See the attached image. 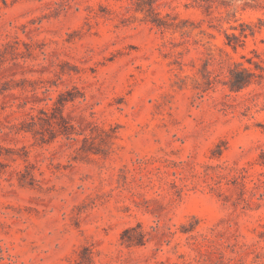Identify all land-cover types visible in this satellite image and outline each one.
I'll list each match as a JSON object with an SVG mask.
<instances>
[{"label": "rangeland", "instance_id": "374dc122", "mask_svg": "<svg viewBox=\"0 0 264 264\" xmlns=\"http://www.w3.org/2000/svg\"><path fill=\"white\" fill-rule=\"evenodd\" d=\"M0 264H264V0H0Z\"/></svg>", "mask_w": 264, "mask_h": 264}, {"label": "trees", "instance_id": "16d2710c", "mask_svg": "<svg viewBox=\"0 0 264 264\" xmlns=\"http://www.w3.org/2000/svg\"><path fill=\"white\" fill-rule=\"evenodd\" d=\"M190 1H192L194 3H198V4H200V2H203V0H190ZM158 26H161V25L158 24ZM243 37H246V34L244 31L240 34V38L237 36H233V38L238 39V40L243 38ZM239 84L240 85H238L237 87H234V89L236 88L235 90H240V89L244 88L246 83H239Z\"/></svg>", "mask_w": 264, "mask_h": 264}]
</instances>
